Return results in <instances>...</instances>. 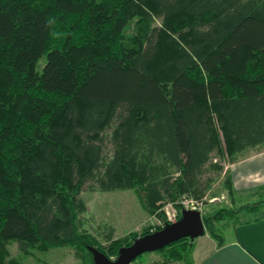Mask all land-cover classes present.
Here are the masks:
<instances>
[{
	"label": "trees",
	"instance_id": "16d2710c",
	"mask_svg": "<svg viewBox=\"0 0 264 264\" xmlns=\"http://www.w3.org/2000/svg\"><path fill=\"white\" fill-rule=\"evenodd\" d=\"M250 150H264V0H0V264H17L10 241L116 257L223 172L234 199L223 159ZM85 188L132 189L163 223L102 243L81 229ZM263 203L204 214L207 233L222 245L219 222ZM193 247L158 264H192Z\"/></svg>",
	"mask_w": 264,
	"mask_h": 264
},
{
	"label": "rangeland",
	"instance_id": "374dc122",
	"mask_svg": "<svg viewBox=\"0 0 264 264\" xmlns=\"http://www.w3.org/2000/svg\"><path fill=\"white\" fill-rule=\"evenodd\" d=\"M133 19L126 28L127 34H134L138 26ZM160 22L155 19L152 25H158ZM46 62V57L38 61V70L41 71ZM250 150L246 155L252 154ZM243 157V156H242ZM264 158V157H262ZM261 158V159H262ZM225 170L231 168L232 160L228 157L223 159ZM251 167V163H244L241 167ZM225 172L216 176V181L212 184L203 201H195L193 204L188 203L190 198H183L181 204L187 208L200 209L202 214L214 213L223 207L237 209L243 204L257 203L264 201V187L255 188L254 190L239 191L236 198L229 196L227 189L224 187ZM256 181H261V175L254 177ZM86 202L87 210L80 215L81 229L87 230L99 237V241L107 243L108 234L113 235V239L125 236L131 231H142L143 227L152 225H161L163 222L153 215H149L141 206L136 193L132 189H117L112 191H92L84 189L81 193ZM259 212L252 214H240L238 220H245L252 215L264 214V203L261 205ZM165 211L170 221L177 220L179 210L171 204L165 206ZM236 221L229 218L219 222V230L222 236L231 232L230 225H235ZM202 237V236H200ZM101 238V239H100ZM195 239H198L195 238ZM194 245V240H193ZM10 257L16 259L17 264H80V260L75 255L73 247L61 246L51 248L46 251L33 250L30 254H25L19 249L18 243L10 241L7 243ZM192 258V253L189 254ZM163 260V255L157 251L145 252L136 258L139 264H158ZM185 262V261H181Z\"/></svg>",
	"mask_w": 264,
	"mask_h": 264
},
{
	"label": "crops",
	"instance_id": "0c3cea01",
	"mask_svg": "<svg viewBox=\"0 0 264 264\" xmlns=\"http://www.w3.org/2000/svg\"><path fill=\"white\" fill-rule=\"evenodd\" d=\"M262 157H264V150L245 155L231 164L230 172L235 198L239 191H252L255 188L264 187V158ZM246 162H252V166L239 168ZM257 175H261V181L254 179ZM259 216L262 217L260 220L245 223ZM229 227L232 228L231 232L224 236L222 245H219L218 241L208 233L194 239L192 264H264V214L252 215L245 220H236V224ZM112 238H114L113 235L108 234L107 242ZM174 264L187 263L177 261Z\"/></svg>",
	"mask_w": 264,
	"mask_h": 264
},
{
	"label": "water",
	"instance_id": "95a60500",
	"mask_svg": "<svg viewBox=\"0 0 264 264\" xmlns=\"http://www.w3.org/2000/svg\"><path fill=\"white\" fill-rule=\"evenodd\" d=\"M207 233L203 214L200 209H181V217L166 223L161 229L136 238L131 244L120 247L116 257H109L98 248L88 245L93 254L94 264H131L145 252L162 249L182 238L195 239Z\"/></svg>",
	"mask_w": 264,
	"mask_h": 264
},
{
	"label": "built area",
	"instance_id": "2783aa9c",
	"mask_svg": "<svg viewBox=\"0 0 264 264\" xmlns=\"http://www.w3.org/2000/svg\"><path fill=\"white\" fill-rule=\"evenodd\" d=\"M187 202L193 204L195 202V200L189 199V200H187ZM193 208H195V207H193Z\"/></svg>",
	"mask_w": 264,
	"mask_h": 264
}]
</instances>
